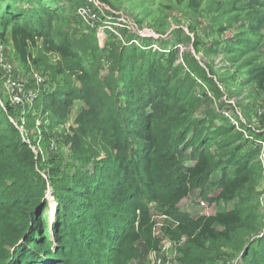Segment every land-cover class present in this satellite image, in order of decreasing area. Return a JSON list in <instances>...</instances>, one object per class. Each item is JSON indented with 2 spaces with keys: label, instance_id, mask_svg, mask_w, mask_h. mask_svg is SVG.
I'll list each match as a JSON object with an SVG mask.
<instances>
[{
  "label": "trees",
  "instance_id": "1",
  "mask_svg": "<svg viewBox=\"0 0 264 264\" xmlns=\"http://www.w3.org/2000/svg\"><path fill=\"white\" fill-rule=\"evenodd\" d=\"M253 2L264 7V1ZM23 11L32 12L25 16ZM59 14L42 5L12 13L6 7L0 14V40L8 37L24 64L35 63V49L59 57L54 69L63 75V82L50 87L40 102L47 98L50 106L61 109L72 100L84 104L76 117V144L80 150L84 139L98 136L92 145L98 161L86 177L73 176L69 183L65 179V185H52L57 208L50 235L40 215L24 212L25 205L37 209L45 203L44 181L38 179L40 157L17 128L20 123L10 122L13 107L5 104V112L0 106V264H129L138 258L137 242L142 241L146 251L158 249L159 241L152 237L151 204L164 209L161 215L174 220L197 250L207 242L226 244L238 232L255 231L256 215L241 207L192 218L174 206L218 170L216 194L205 199L214 203L239 198L256 177L258 149L242 145L243 133L230 125L209 127L205 121H190L184 110L187 93L159 62L137 63L126 55L101 78L98 63L88 59L97 53V46L88 41L75 45L66 29L54 32L52 23ZM237 40L244 48L238 49L239 56L257 50V43ZM245 74L246 83L263 89L264 61L249 65ZM42 104L44 109L46 101ZM110 116L115 122L103 136V122ZM161 119L169 128L161 125ZM217 142L242 147L216 160L210 147ZM186 151L192 164L179 165ZM256 244L264 248L263 242ZM246 253L245 260L250 261L249 249Z\"/></svg>",
  "mask_w": 264,
  "mask_h": 264
},
{
  "label": "rangeland",
  "instance_id": "2",
  "mask_svg": "<svg viewBox=\"0 0 264 264\" xmlns=\"http://www.w3.org/2000/svg\"><path fill=\"white\" fill-rule=\"evenodd\" d=\"M97 2L98 8L94 9L96 12L90 25L73 14V5L60 1V5L55 1L53 5L51 0H1L0 14L5 12L6 7L12 13L21 8L36 9L39 5L49 11H57L60 14L52 23L54 32L66 29L69 39L75 45L88 41L97 46V53L91 54L88 59L98 63L101 78L110 74L115 62L120 57L124 60L126 55L137 63L148 59L159 62L160 67L169 68L174 82L183 93H187L184 110L190 121H205L207 126L216 127L219 124L229 125L227 115L237 117L240 120L239 129L247 131L249 135V139L243 136L242 145L264 147V87L258 89L245 81L249 65L264 61V7H259L253 0ZM29 12L32 11H25V16ZM239 37L257 43V50L239 56L238 49H244L237 40ZM0 43L7 53L10 52L8 57L13 70L8 75L9 79H19L23 87L21 104H16L10 115L15 122L20 123L19 131L25 141L34 144L33 152L41 161L38 179L44 181L45 185V203L37 209L25 205L24 212L34 211L40 215L51 235L57 208L51 192L52 185H65L73 176L86 177L91 173L92 165L98 161V151L92 146L98 142V136L95 139H84L85 146L78 150L76 135L79 126L76 117L84 104L72 100L61 109L55 105L50 106L47 98L40 102L42 94H47L50 87L53 89L63 82V75L55 72L59 61L57 55L40 54L35 49L32 51L35 63L30 61L24 64L11 50L8 37L0 40ZM89 51L91 48H88L87 55ZM1 72L0 67V76ZM36 76L42 78L43 85L38 88L36 98L25 99L23 96L27 91L34 88ZM74 85L79 87L75 82ZM45 101L43 109L42 103ZM0 103L3 107L12 104L6 82H0ZM112 117H106L103 122V136L109 129V123L115 122ZM122 117L119 115V119ZM160 123L164 128H169L164 119ZM237 146L240 149L242 147L239 143L223 147L217 142L211 145L210 150L216 160H224L228 154L235 153ZM238 153L242 151L238 150ZM177 163L182 166L192 164L188 151L179 157ZM219 175L220 171H215L202 188L192 189L174 208L178 213L197 218L241 207L256 215L255 231L238 232L226 244L207 242L204 249L197 250L191 246L190 238L178 230L174 220L161 215L164 209L151 204L152 237L159 241L157 250L164 245L169 248L166 254L161 255L164 264H264V248L256 244L258 241L264 243L263 175L257 171L256 177L245 187L239 198L230 202L210 203L205 198L215 196V183ZM214 227L221 230L217 225ZM135 246L139 255L129 264H150L153 251H146L142 241ZM248 249L250 261L245 260L249 258L245 257ZM102 260L105 258L102 257ZM95 264L101 263L95 261Z\"/></svg>",
  "mask_w": 264,
  "mask_h": 264
},
{
  "label": "built area",
  "instance_id": "3",
  "mask_svg": "<svg viewBox=\"0 0 264 264\" xmlns=\"http://www.w3.org/2000/svg\"><path fill=\"white\" fill-rule=\"evenodd\" d=\"M60 2H64L69 5L74 6L73 14L78 17L81 21L85 22L86 24L90 25L92 24V20L94 18V11L95 8H98V2L97 0H58ZM92 26V25H91ZM100 30V29H99ZM102 31V30H101ZM99 32V31H97ZM11 50L12 47H11ZM6 49L3 48V46L0 43V67L2 69L1 76H0V82H6L7 83V92L11 96V107L16 106V104H21V92L23 90V87L21 86V82L18 79L12 80L9 79L8 75L12 73V68L10 66V57L8 55ZM30 63V62H29ZM27 63V64H29ZM42 78L39 76L34 77V88L27 91L26 95L23 97L25 99H33L36 98L38 93V88H40L43 85ZM3 108V111L6 112L5 108L1 105ZM226 116V114H225ZM228 118V123L230 126L234 127L236 131H240L243 133V136L245 135V138L247 136V139H249V135L247 131H244L242 129H239V123L240 120L237 117L233 116H226ZM9 120L11 123H14L13 118L10 116ZM17 125V124H16ZM21 126V125H20ZM17 125V128L20 127ZM251 147H256L258 149V154L255 162V166L258 169V172L261 173L264 177V147L260 148L259 145H251ZM34 150V149H33ZM203 206L204 204L201 203ZM169 251V248L167 245H164L159 251L155 250L151 253L150 256V264H164L163 258L161 255L166 254Z\"/></svg>",
  "mask_w": 264,
  "mask_h": 264
}]
</instances>
